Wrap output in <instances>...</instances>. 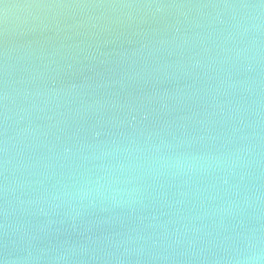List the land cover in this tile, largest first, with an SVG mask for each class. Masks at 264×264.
Here are the masks:
<instances>
[{
  "label": "water",
  "instance_id": "obj_1",
  "mask_svg": "<svg viewBox=\"0 0 264 264\" xmlns=\"http://www.w3.org/2000/svg\"><path fill=\"white\" fill-rule=\"evenodd\" d=\"M264 264L261 0H0V259Z\"/></svg>",
  "mask_w": 264,
  "mask_h": 264
},
{
  "label": "clouds",
  "instance_id": "obj_2",
  "mask_svg": "<svg viewBox=\"0 0 264 264\" xmlns=\"http://www.w3.org/2000/svg\"><path fill=\"white\" fill-rule=\"evenodd\" d=\"M0 264H15V262L2 258V259H0Z\"/></svg>",
  "mask_w": 264,
  "mask_h": 264
},
{
  "label": "snow or ice",
  "instance_id": "obj_3",
  "mask_svg": "<svg viewBox=\"0 0 264 264\" xmlns=\"http://www.w3.org/2000/svg\"><path fill=\"white\" fill-rule=\"evenodd\" d=\"M261 3H264V0H261Z\"/></svg>",
  "mask_w": 264,
  "mask_h": 264
}]
</instances>
